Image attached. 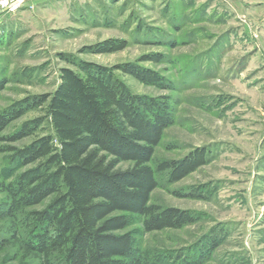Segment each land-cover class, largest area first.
<instances>
[{
  "label": "rangeland",
  "instance_id": "374dc122",
  "mask_svg": "<svg viewBox=\"0 0 264 264\" xmlns=\"http://www.w3.org/2000/svg\"><path fill=\"white\" fill-rule=\"evenodd\" d=\"M109 38L128 46L82 50ZM147 54L162 60H142ZM61 55L107 66L134 62L164 77L156 86L120 74L133 92L175 102L176 122L156 148L154 167L206 149L207 163L179 181L157 171L151 195L152 203L191 210L200 220L144 232L140 218L129 215L137 250L151 261L169 252L178 254L173 260L194 255L192 264H264V0H25L15 12H0V109L54 91L61 68L71 66ZM39 115L27 113L3 134ZM7 156L0 153V209L1 184L27 169L12 168ZM2 214L0 242L10 239ZM15 255L0 248V264H39Z\"/></svg>",
  "mask_w": 264,
  "mask_h": 264
},
{
  "label": "trees",
  "instance_id": "16d2710c",
  "mask_svg": "<svg viewBox=\"0 0 264 264\" xmlns=\"http://www.w3.org/2000/svg\"><path fill=\"white\" fill-rule=\"evenodd\" d=\"M127 46V40L109 38L82 50L112 53ZM61 56L71 66L61 68L54 91L0 109V142L34 137L20 146L0 145L12 168H27L1 184L6 200L0 211L8 218L10 239L0 248L10 246L16 258L39 264L194 263V255L173 260L178 254L169 252L151 261L127 230L129 215L140 218L144 232L181 229L200 220L191 210L152 203L151 195L157 171L179 181L207 163L206 149L154 167L156 148L176 122L175 102L170 95L133 92L120 74L156 86L166 84L164 77L134 62L107 66ZM142 60L162 58L147 54ZM31 111L40 115L3 134ZM123 162L130 165L119 167Z\"/></svg>",
  "mask_w": 264,
  "mask_h": 264
},
{
  "label": "built area",
  "instance_id": "2783aa9c",
  "mask_svg": "<svg viewBox=\"0 0 264 264\" xmlns=\"http://www.w3.org/2000/svg\"><path fill=\"white\" fill-rule=\"evenodd\" d=\"M25 0H0V12H15L19 10Z\"/></svg>",
  "mask_w": 264,
  "mask_h": 264
}]
</instances>
